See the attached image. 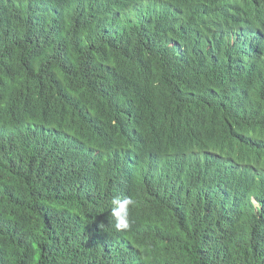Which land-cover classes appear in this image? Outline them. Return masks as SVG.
<instances>
[{
  "label": "trees",
  "instance_id": "obj_1",
  "mask_svg": "<svg viewBox=\"0 0 264 264\" xmlns=\"http://www.w3.org/2000/svg\"><path fill=\"white\" fill-rule=\"evenodd\" d=\"M132 1L0 0V82L13 88L0 120V264H114L123 251L94 237L118 191L135 201L153 264H264V177L256 209L224 201L246 175L167 189L119 158L161 132L264 169V54L242 39H264V0H166L183 20L214 17L203 48L156 15L124 18ZM20 94L37 102L31 134Z\"/></svg>",
  "mask_w": 264,
  "mask_h": 264
},
{
  "label": "clouds",
  "instance_id": "obj_2",
  "mask_svg": "<svg viewBox=\"0 0 264 264\" xmlns=\"http://www.w3.org/2000/svg\"><path fill=\"white\" fill-rule=\"evenodd\" d=\"M4 1L17 3L19 0ZM132 3L128 12L123 15L124 18L138 21L144 16L156 15L165 28H170L171 31L176 29L179 37L195 35L202 48L217 33V29L209 25V20L214 21L213 16L187 21L183 20L181 12L166 0H134ZM262 5L263 2L255 3L254 9L260 12ZM179 20L183 22L182 25L176 23ZM200 21L203 22L201 30ZM192 24L193 32H191ZM242 39L251 41L257 54H264V39L260 30L251 37L244 36ZM12 90L13 88L0 82V120L7 117L10 112L9 96ZM18 100L30 109L26 125L31 134L39 124V116L35 111L37 102L32 101L26 94L18 95ZM43 100L41 98L39 102ZM134 140H138V143H131L128 148L120 151L119 158L123 161L122 167L125 174L131 171L132 164L136 169L139 168L144 185L154 182L167 186V189H173L189 176L194 177L193 180H199L200 177L217 180L221 176L226 179H238L241 175H246V181L242 185L231 187V191H226V197L231 196L233 201L227 199L224 201L235 204L252 203L256 209L261 206L256 196V185L264 177V169L251 165L237 152L215 149L214 144L208 140L205 142L209 144V147L200 149L186 143L182 136L172 137L161 132ZM223 146L230 145L225 143ZM134 204L135 201L130 196L116 192L109 208L111 220L100 225L96 230L94 238L100 249L113 248L118 252L123 251L125 256L114 264H120L121 260L124 264H153L143 253L142 241L138 237L136 221L132 215ZM104 232L108 235L101 236L104 241L102 239L98 244L97 238Z\"/></svg>",
  "mask_w": 264,
  "mask_h": 264
},
{
  "label": "bare ground",
  "instance_id": "obj_3",
  "mask_svg": "<svg viewBox=\"0 0 264 264\" xmlns=\"http://www.w3.org/2000/svg\"><path fill=\"white\" fill-rule=\"evenodd\" d=\"M127 188V187H126ZM129 188V187H128ZM129 191V190H128ZM129 194V193H128Z\"/></svg>",
  "mask_w": 264,
  "mask_h": 264
}]
</instances>
